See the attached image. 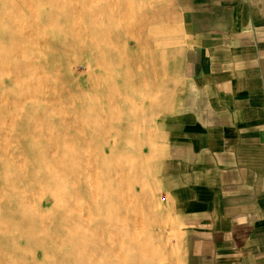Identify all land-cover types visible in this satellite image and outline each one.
I'll list each match as a JSON object with an SVG mask.
<instances>
[{"label":"rangeland","instance_id":"obj_1","mask_svg":"<svg viewBox=\"0 0 264 264\" xmlns=\"http://www.w3.org/2000/svg\"><path fill=\"white\" fill-rule=\"evenodd\" d=\"M181 36L170 0H0V264H87L109 220L98 264H180L156 160Z\"/></svg>","mask_w":264,"mask_h":264},{"label":"crops","instance_id":"obj_2","mask_svg":"<svg viewBox=\"0 0 264 264\" xmlns=\"http://www.w3.org/2000/svg\"><path fill=\"white\" fill-rule=\"evenodd\" d=\"M176 110L156 167L180 264H264V0H170Z\"/></svg>","mask_w":264,"mask_h":264},{"label":"bare ground","instance_id":"obj_3","mask_svg":"<svg viewBox=\"0 0 264 264\" xmlns=\"http://www.w3.org/2000/svg\"><path fill=\"white\" fill-rule=\"evenodd\" d=\"M112 30H110V27H109V24H107L106 25V27H105V31H104V35L107 37V38H109L110 39V37H116L117 38V36L115 35V33L113 32V36H112ZM117 35H118V33H116ZM98 36V34H96V33H91V38H96ZM134 36V40L136 39V36L135 35H133ZM147 40H148V38H147ZM146 40V41H147ZM155 42V41H154ZM146 43V42H145ZM144 43V45L146 46V44ZM136 45H137V43H135L134 42V45L133 46H131L130 44H129V42H127V41H125L124 42V44L123 45H121L120 43H118L117 44V46H119V48H121V51H120V54L122 53V52H129V53H131V54H135L136 53ZM141 45H143V42L141 43ZM147 45H149L148 43H147ZM147 48H144L143 47V49L146 51V53L145 54H152V49H153V47H152V49L150 48V46L148 47V46H146ZM121 58H122V55H121ZM90 68L92 69V65L90 64ZM124 83L126 84V83H130L127 79L124 81ZM81 158V157H80ZM85 158V157H84ZM92 163V162H91ZM95 164V163H94ZM92 167H94V166H92ZM76 174V173H75ZM79 176V175H78ZM77 176V177H78ZM94 181V180H93ZM97 184V183H96ZM93 189H94V187H93ZM115 191H113L112 193H114ZM116 194V192L111 196V198H113L114 197V195ZM109 197V196H108ZM113 200H115V199H113ZM113 210L114 209H112V212H113ZM111 212V213H112ZM120 227V225H115V224H113V222L111 221V220H109V221H107V223H106V226H104L103 228H104V233H103V235H101L99 238H97V237H95L93 240H92V243H91V249H90V254L88 255V263L87 264H98V262L100 261L99 259V261L97 262V255H98V250H99V248L101 249L102 247H104L105 248V246H107V244H108V242H110L111 241V238H110V235H109V232L110 231H114V230H112L113 228H119ZM93 228H96V231H98V230H100L99 228H98V225L96 224ZM106 234V235H105ZM122 236V235H121ZM103 249V248H102ZM103 258H105V256H103ZM101 263V262H100Z\"/></svg>","mask_w":264,"mask_h":264}]
</instances>
